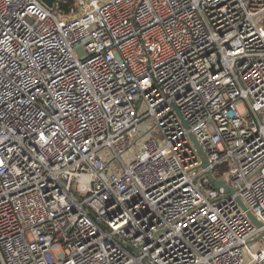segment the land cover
I'll list each match as a JSON object with an SVG mask.
<instances>
[{"label":"built area","instance_id":"1","mask_svg":"<svg viewBox=\"0 0 264 264\" xmlns=\"http://www.w3.org/2000/svg\"><path fill=\"white\" fill-rule=\"evenodd\" d=\"M263 231L264 0H0V264H264Z\"/></svg>","mask_w":264,"mask_h":264},{"label":"water","instance_id":"2","mask_svg":"<svg viewBox=\"0 0 264 264\" xmlns=\"http://www.w3.org/2000/svg\"><path fill=\"white\" fill-rule=\"evenodd\" d=\"M41 1H42L43 3H45L47 6H49V7H53L54 2H55V0H41ZM179 115H180V118H181V120L183 121L184 125H185L186 127H188V123H187V121L184 119V117L182 116V114L180 113V111H179ZM191 137H192L193 141L195 142V144L197 145V148L200 150V149H201V146H200L199 142L196 140L195 135H194V134H191ZM209 177H210L211 180L213 181L215 187L225 186V183H224L223 181H221V180H216V179L213 177L212 174H209ZM243 208L247 211L248 216L253 220V222H254L255 224H257L258 226H261V225H262L261 222L255 217V215H254L251 211H249V210L246 208V206H245L244 204H243ZM263 236H264V231H263L259 236H257V237L255 238V241H256V240H259V239H260L261 237H263Z\"/></svg>","mask_w":264,"mask_h":264},{"label":"trees","instance_id":"3","mask_svg":"<svg viewBox=\"0 0 264 264\" xmlns=\"http://www.w3.org/2000/svg\"><path fill=\"white\" fill-rule=\"evenodd\" d=\"M55 1L59 2L61 7L65 10H67L73 4V0H55Z\"/></svg>","mask_w":264,"mask_h":264},{"label":"rangeland","instance_id":"4","mask_svg":"<svg viewBox=\"0 0 264 264\" xmlns=\"http://www.w3.org/2000/svg\"><path fill=\"white\" fill-rule=\"evenodd\" d=\"M153 133H154V135H155V134H156V131H154ZM132 151H133V150H132ZM60 252H61L60 250H57V254H60Z\"/></svg>","mask_w":264,"mask_h":264}]
</instances>
